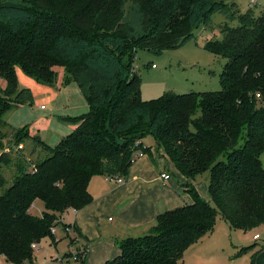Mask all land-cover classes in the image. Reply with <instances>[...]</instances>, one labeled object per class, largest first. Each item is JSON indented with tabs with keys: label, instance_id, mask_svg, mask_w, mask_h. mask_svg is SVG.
<instances>
[{
	"label": "trees",
	"instance_id": "obj_1",
	"mask_svg": "<svg viewBox=\"0 0 264 264\" xmlns=\"http://www.w3.org/2000/svg\"><path fill=\"white\" fill-rule=\"evenodd\" d=\"M128 1L0 0V75L7 80L5 89L0 86L6 97L0 98V121L8 110L34 101L32 88L19 84L17 66L51 85L54 64L64 63L67 79L79 84L90 104L78 115L61 116L76 126L55 145L30 134L29 124L13 127L17 144L30 137L48 152L36 162L21 153L12 180L0 171V255L6 261L32 260V242L53 241V227L60 226L73 242H84L74 260L86 264L91 240L63 214L93 200L94 174L126 176L134 152L150 149L141 140L146 134L189 179L192 201L161 211L145 232L117 239L120 252L104 264H185L186 249L215 229L219 215L232 228L264 225V9L255 15L225 0H130L127 10ZM218 10L238 20L221 26V38L205 42L227 57L222 87L143 98L133 65L137 50L161 54L180 47ZM49 59L54 62L48 65ZM9 160L2 150L0 164ZM207 170L211 200L195 186ZM37 200L41 214L33 211ZM42 264L63 263L54 258Z\"/></svg>",
	"mask_w": 264,
	"mask_h": 264
},
{
	"label": "rangeland",
	"instance_id": "obj_2",
	"mask_svg": "<svg viewBox=\"0 0 264 264\" xmlns=\"http://www.w3.org/2000/svg\"><path fill=\"white\" fill-rule=\"evenodd\" d=\"M228 3H236V7L241 12L251 11L259 14L264 9V0H225ZM131 1L127 2L126 8L130 9ZM228 22L230 25H237V19L227 17L222 10L215 11L212 14L211 21L208 24H200L195 28V37L190 39L184 45L167 49L161 54L153 53L148 48H139L135 55L134 67L141 76L140 88L141 96L145 99H151L162 95L165 92H188L192 90H216L222 87L220 81V73L224 67L227 57L212 51L205 47V42L211 38H221V26ZM54 62L53 59L47 61L48 65ZM156 66H153V64ZM57 73L66 71V65L62 62L54 64ZM17 73L19 77V84L21 86L34 88L35 100L27 102L26 105L14 107L8 110L2 116L0 121V153L2 150L8 151L10 155L9 161H4L0 164V171L4 173L6 178L12 180L18 172L17 162L22 155L28 156L32 161H37L46 155L48 150L41 144L38 146L37 152L31 155V148L37 145L38 142L33 141L32 138L27 137L22 139L23 147L18 148L15 140L20 136H15L16 132L13 127H19L33 121L34 125L42 126L44 134L49 136L46 140L48 144L55 145L58 142L57 134L53 124L50 127L51 120H59L57 115L54 116L52 110V103H50V96L48 91L52 89L44 83L38 82L34 77L25 73L20 66H17ZM30 83L21 84V83ZM47 84V83H46ZM50 85V84H48ZM0 86L5 89L7 80L5 76L0 75ZM3 95V96H2ZM0 94V98L6 99L4 94ZM2 96V97H1ZM10 101H14L13 97L9 96ZM56 103L62 105V100L57 99ZM46 105L48 110L41 108V105ZM21 107V109H19ZM50 111V112H49ZM14 112V113H13ZM13 113L12 121L14 125L10 124L7 119L9 114ZM49 114V115H47ZM47 115V116H45ZM53 118V119H52ZM42 133V132H41ZM146 142L154 143L157 141L152 134L144 136ZM21 153H23L21 155ZM264 165V153L262 154ZM209 171H204L199 174L195 186L198 191L211 200V194L208 187ZM117 176H105L102 173L93 175V182L98 183L99 187L105 183L104 178L113 184H119L116 179ZM126 180V176H123ZM122 181V182H123ZM93 194V200L97 196ZM202 196V195H201ZM92 200V201H93ZM42 202V201H41ZM34 213L40 214L39 209L33 207ZM100 219L104 221L111 215L117 219L116 210H110L103 214L100 213ZM70 219L73 215L70 213ZM225 227L224 218L219 215L216 221V229L212 235L203 238L198 245H193L186 250L185 261L186 264H264V246L261 240L254 238V233L259 232L264 237V227H257L252 230H243L237 228ZM56 238L52 241L49 237L39 240V248L34 249V258L32 260H25L24 264H42L51 261L52 259L60 260L63 264H82L81 261L74 260L77 252L83 248L84 242H73L72 238L67 236L60 228L55 231ZM258 243L251 248L252 251L246 252L237 258L236 262L230 259V256L235 253L233 251V244H238L239 247L244 245ZM224 243V244H223ZM254 248V249H253ZM71 250V254L62 259L66 250ZM0 264H14L5 260L3 255H0ZM91 264H95L91 263Z\"/></svg>",
	"mask_w": 264,
	"mask_h": 264
},
{
	"label": "crops",
	"instance_id": "obj_3",
	"mask_svg": "<svg viewBox=\"0 0 264 264\" xmlns=\"http://www.w3.org/2000/svg\"><path fill=\"white\" fill-rule=\"evenodd\" d=\"M54 68L56 69V66ZM21 84L29 85L30 83L25 82ZM44 85L52 89L48 91L50 103H52L54 116L57 115L59 120H51L50 127L54 123L53 127H55V133L59 141L63 135L72 131L76 126L73 122L61 119V116L78 115L87 111L90 104L79 84L73 79H67V71L63 73L58 72L55 81L51 85L46 83ZM31 86L34 88L32 84ZM57 99H61L64 103L58 105L56 103ZM23 105H26V103H22L19 106ZM41 108L48 110L46 105L45 107L41 105ZM13 113L9 114L7 119L12 125L15 124L12 121ZM27 124H29L30 134H39L42 140L48 144L46 140L49 136L44 134L45 130L42 129V126L34 125L33 121H29ZM144 138L141 140L150 149L133 160L125 181L119 182V184H113L104 178L105 183L99 187L98 183L93 182L92 176L89 189L97 198L82 208L76 209L71 207L63 214L66 221L76 222L80 226L83 234L91 240L86 264L94 263V261L95 264H104L106 260L120 252L117 239L130 235H139L145 232L156 222V217L161 211L192 201V195L186 185L189 179L179 171L175 163L169 158L164 148L157 141L155 143L154 141L153 143H149ZM38 144L44 147L43 143L33 145L36 148V152L38 150ZM164 170L169 172L170 176L168 178L160 176V173ZM107 175L109 174H105V176ZM201 195L209 199V197H205L202 193ZM36 206L41 214L43 210L42 202L37 200L34 207ZM113 209L117 212L116 221H114L115 217L111 215L107 217L106 221L103 218L100 219V213L105 214ZM70 213L73 215L72 219L69 218ZM224 221L225 227H230L225 219ZM258 227H264V225ZM57 228L61 229L60 226ZM215 229L201 236L186 250L190 249L193 245H198L203 238L212 235ZM241 247L234 243L233 251L238 248L235 251L236 253ZM249 251H252L251 248L246 252ZM234 254L230 256V259H235L234 263H237V258L243 254L239 256H234ZM184 262L186 264L185 258Z\"/></svg>",
	"mask_w": 264,
	"mask_h": 264
},
{
	"label": "built area",
	"instance_id": "obj_4",
	"mask_svg": "<svg viewBox=\"0 0 264 264\" xmlns=\"http://www.w3.org/2000/svg\"><path fill=\"white\" fill-rule=\"evenodd\" d=\"M153 66H156V64L154 63L153 64ZM257 95H259V93H257ZM42 107H45V105L43 104L42 105ZM140 141V140H139ZM143 145L145 146V144L143 143ZM24 146V144L23 143H19V144H17V147L18 148H21V147H23ZM145 152L141 149V148H139V149H137L135 152H134V154H133V159L135 160L138 156H141V155H143ZM117 177H116V179H117V181L118 182H122L123 180H124V178H123V176H120V175H116ZM160 176L161 177H163V178H168L169 176H170V174H169V172L168 171H166V170H164V171H162L161 173H160ZM112 177H114V176H112ZM57 230V228L56 227H53V231L55 232ZM254 238L256 239V240H261L263 243H264V237L259 233V232H256V233H254ZM39 241H34V242H32V246L36 249V248H39ZM76 257V256H75ZM78 261V260H77Z\"/></svg>",
	"mask_w": 264,
	"mask_h": 264
}]
</instances>
